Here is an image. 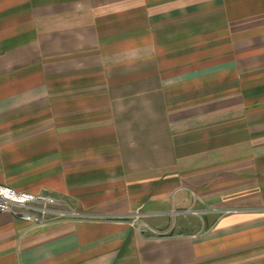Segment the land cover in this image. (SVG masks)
Returning <instances> with one entry per match:
<instances>
[{
    "label": "crops",
    "instance_id": "1",
    "mask_svg": "<svg viewBox=\"0 0 264 264\" xmlns=\"http://www.w3.org/2000/svg\"><path fill=\"white\" fill-rule=\"evenodd\" d=\"M0 186L99 218L0 264H264V0H0Z\"/></svg>",
    "mask_w": 264,
    "mask_h": 264
},
{
    "label": "built area",
    "instance_id": "2",
    "mask_svg": "<svg viewBox=\"0 0 264 264\" xmlns=\"http://www.w3.org/2000/svg\"><path fill=\"white\" fill-rule=\"evenodd\" d=\"M0 212L11 213L15 218L34 227L65 220L77 222L99 219L91 214L79 213L66 201L53 196L16 193L2 186H0ZM100 219L113 220V217L106 216Z\"/></svg>",
    "mask_w": 264,
    "mask_h": 264
}]
</instances>
